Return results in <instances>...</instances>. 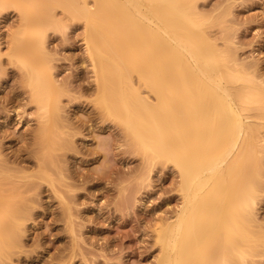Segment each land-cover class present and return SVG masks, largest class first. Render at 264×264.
Returning a JSON list of instances; mask_svg holds the SVG:
<instances>
[{
	"label": "rangeland",
	"instance_id": "rangeland-1",
	"mask_svg": "<svg viewBox=\"0 0 264 264\" xmlns=\"http://www.w3.org/2000/svg\"><path fill=\"white\" fill-rule=\"evenodd\" d=\"M87 3L93 7V0ZM194 3L206 38L264 87V0ZM55 4L27 0L44 21L31 27L43 48L23 59L10 56L17 54L12 39L23 29V11L9 2L0 9V189L9 191L1 189L0 199L18 217L0 234V264H157L158 234L182 207L180 176L170 163H147L123 127L102 112L85 21ZM30 63L52 87L46 132L32 98ZM131 81L155 102L135 76ZM259 139L250 231L262 242L243 260L232 253L229 264H264V129Z\"/></svg>",
	"mask_w": 264,
	"mask_h": 264
},
{
	"label": "bare ground",
	"instance_id": "bare-ground-1",
	"mask_svg": "<svg viewBox=\"0 0 264 264\" xmlns=\"http://www.w3.org/2000/svg\"><path fill=\"white\" fill-rule=\"evenodd\" d=\"M54 1L85 21L102 112L123 127L147 163H170L180 176L182 207L158 234L157 264H229L232 253L243 260L262 242L250 231V208L261 170L263 85L206 38L194 0H93L92 8L87 0ZM7 2L23 11V29L12 39L17 54L10 56L43 48L31 27L44 21L27 0H0V9ZM31 65L26 66L32 98L46 132L52 87ZM133 76L154 103L132 84ZM15 218L0 199V234L17 224Z\"/></svg>",
	"mask_w": 264,
	"mask_h": 264
}]
</instances>
